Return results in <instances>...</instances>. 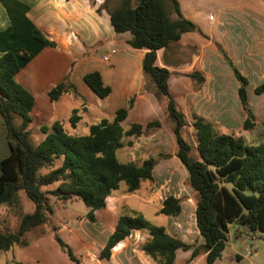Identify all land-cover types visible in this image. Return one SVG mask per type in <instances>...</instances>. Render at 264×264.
Here are the masks:
<instances>
[{"label": "crops", "instance_id": "obj_1", "mask_svg": "<svg viewBox=\"0 0 264 264\" xmlns=\"http://www.w3.org/2000/svg\"><path fill=\"white\" fill-rule=\"evenodd\" d=\"M175 1L179 14L197 30L182 33L177 43L157 50L155 66L170 72L168 89L187 121L186 128L192 131V116H197L210 123L217 135L245 138L250 131L243 129L246 115L234 70L246 80V102L255 121L254 130L264 122V93H255L264 82V0ZM102 4L103 0H0V56L16 49L28 55L25 61L17 59L15 81L33 97L30 125L44 127L48 133L57 122L69 135L86 136L90 126L102 120L112 122L115 113L126 108L130 99L133 104L121 123L124 131L133 125L143 129L148 123H161L148 134L123 138V146L115 154L121 164L140 165L154 159L151 181L141 182L133 193L121 183L106 198L105 206L95 211L93 222L86 219L87 208L84 215L76 216L75 230L68 232L67 238L62 235L63 225L55 227V234L62 236L58 237L81 264H155L141 250L148 240L144 230L131 231L112 249L108 260L99 259V253L121 216L145 218L139 203L156 217L148 219L154 226H161L184 244L201 246L203 239L195 223L196 193L189 187L188 173L176 157L178 147L165 112V100L157 101L150 92V81L143 76L146 51L127 45L128 32H114L107 12L100 9L97 13ZM171 18H176L173 12ZM34 29L54 47L34 40ZM93 72L110 90L104 98L97 97L83 81L86 74ZM62 82L71 86L70 91L51 102L47 91ZM73 111L78 119L71 126ZM7 147L0 116V161L9 154ZM168 197L179 200L180 213L162 220L159 210ZM87 223L94 227L89 239L78 232L86 229ZM53 236L47 238L54 241ZM205 256L200 250L190 260L191 250H177L174 264L189 260L188 264H192L197 257ZM236 258L241 259L239 255Z\"/></svg>", "mask_w": 264, "mask_h": 264}, {"label": "trees", "instance_id": "obj_2", "mask_svg": "<svg viewBox=\"0 0 264 264\" xmlns=\"http://www.w3.org/2000/svg\"><path fill=\"white\" fill-rule=\"evenodd\" d=\"M169 1L171 11L166 9L164 0H119V5L113 9L107 7L104 0L97 13L100 9L105 10L114 32H128L127 45L146 51L142 60L143 76L150 81V92L157 101L165 100V112L178 147L176 157L188 173L189 187L196 193L195 223L203 244L199 247L184 244L169 236L164 228L154 226L140 216H121L99 253L101 260H108L112 249L133 230L147 232L148 240L141 250L155 264H174L177 250H191L190 260L202 250L206 253L204 264H214L225 249L228 227L233 223L264 234V144H247L244 137L234 134L217 135L210 123L197 116H192L191 123L195 146L183 136L187 121L169 92L170 72L155 66L156 51L177 43L182 33L197 29L179 14L176 1ZM172 12L175 19L171 18ZM31 36L47 47H54V43L35 29ZM17 59L25 61L28 55L16 49L0 56V116L9 150L0 161V206L18 204V194L22 192L33 204V210L21 215L16 231L0 230V253L13 245L27 246L25 235L50 224V198L60 203L81 201L88 209L86 219L93 222L95 211L105 206L106 198L121 183L125 184L127 192L133 193L141 182L151 181L156 164L154 159L140 165L121 164L115 154L123 146V138L148 134L161 125L151 122L143 129L133 125L124 131L121 123L133 104L130 99L126 108L115 113L112 122L102 120L90 126L86 136L69 135L56 122L50 133L46 128H40L44 138L33 146L28 128L32 122L30 113L34 100L15 81L19 71ZM234 74L240 82L238 94L246 115L243 129L251 131L255 121L247 107L246 80L235 70ZM83 81L99 98L110 92L96 72L86 74ZM70 89L69 84L62 82L50 88L47 96L54 102ZM255 93H264V82ZM15 118L20 119L18 126L14 124ZM77 119L76 111H73L69 118L71 126ZM54 184L56 187L50 189ZM179 213V200L168 197L162 202L160 215L174 217ZM53 239L73 264H81L56 234Z\"/></svg>", "mask_w": 264, "mask_h": 264}, {"label": "rangeland", "instance_id": "obj_3", "mask_svg": "<svg viewBox=\"0 0 264 264\" xmlns=\"http://www.w3.org/2000/svg\"><path fill=\"white\" fill-rule=\"evenodd\" d=\"M105 1L107 7L110 9L116 8L119 5V0ZM164 3L166 9L171 11L172 5L170 1L164 0ZM19 123L20 119L15 118L14 124L18 126ZM28 129L30 131V143L33 146L38 145V143L43 138L42 132L36 125H30ZM183 136L193 146V143H195L196 140L193 130L191 131V129L185 128L183 130ZM244 140L247 144H264V127L261 125V123H259L254 130L250 131ZM45 172L46 170H43V173ZM55 187L56 184L51 185L50 189ZM18 197V204L12 206H0V230H8L11 232L16 231L21 215L32 212L33 204L25 197V195L20 192ZM128 202L130 205L132 204L131 201ZM49 205L52 209L50 224H47L48 226L46 225L41 229H36L35 231L25 235L24 239L27 242V246L21 247L19 245H13V247H11L8 251L1 252L0 264H71V261H69L65 250L61 249V247L55 241H50L47 238V235L55 234L56 228L63 225L65 230L62 235L67 238V233L71 231L74 232L75 230L74 225L76 223V216L84 215L87 209L79 200H73L72 202L63 204L57 202L54 200V198H50ZM139 205L141 207H137H140L143 210L142 212L146 221H148V219H154L153 217L155 216L151 214V210L143 208L142 204L140 203ZM160 218L164 220V216L160 215L159 219ZM156 223L164 225V223L161 224V221H157ZM87 225L88 226L86 229L83 231H78L85 239H89L90 231L94 230L93 226L90 227L88 223ZM79 226L80 225H78V228L83 229ZM53 228H55V231L52 230ZM66 229H69L70 231H66ZM60 238H62V236ZM146 239H148V236ZM81 241H83L82 237ZM73 247L77 248L76 245ZM236 255H239L241 259L238 260ZM204 262L205 259H199V257H197L192 262V264H204ZM105 264H112V262ZM214 264H264V234L259 232H251L249 229L239 226L235 223L230 224L228 227L227 244L221 254V257Z\"/></svg>", "mask_w": 264, "mask_h": 264}, {"label": "built area", "instance_id": "obj_4", "mask_svg": "<svg viewBox=\"0 0 264 264\" xmlns=\"http://www.w3.org/2000/svg\"><path fill=\"white\" fill-rule=\"evenodd\" d=\"M104 60H107L106 58H104Z\"/></svg>", "mask_w": 264, "mask_h": 264}]
</instances>
